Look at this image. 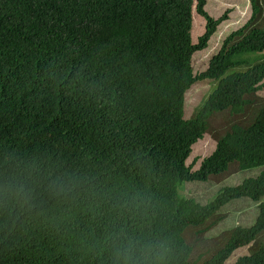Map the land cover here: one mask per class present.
<instances>
[{
    "label": "trees",
    "instance_id": "16d2710c",
    "mask_svg": "<svg viewBox=\"0 0 264 264\" xmlns=\"http://www.w3.org/2000/svg\"><path fill=\"white\" fill-rule=\"evenodd\" d=\"M208 1L0 0V264H225L243 248L233 264H264V170L204 205L179 195L264 167V0L194 72L230 13ZM206 133L216 147L192 171ZM241 198L254 223L207 248Z\"/></svg>",
    "mask_w": 264,
    "mask_h": 264
},
{
    "label": "rangeland",
    "instance_id": "374dc122",
    "mask_svg": "<svg viewBox=\"0 0 264 264\" xmlns=\"http://www.w3.org/2000/svg\"><path fill=\"white\" fill-rule=\"evenodd\" d=\"M209 8H213L217 15L222 14L226 9H230L228 20L223 22L219 32L212 36L208 46L201 52L194 54L192 58V67L194 72L203 71L210 57L217 51L220 46L221 36L227 35L232 29L243 24L249 16L248 3L246 0H209ZM258 56V55H256ZM251 58L250 56H245ZM216 82L206 80L193 84L184 96V118L188 119L202 104L209 92L213 89ZM260 97L264 98V88L259 92ZM227 114L215 115L210 123V129L214 132L221 129V126L227 121ZM216 142L210 133L203 135L193 146L189 158L186 160L187 165L192 166V171L199 168L201 161L208 157L215 149ZM264 170V167L249 169L231 174L221 183L215 181L209 182H190L185 183L179 190V195L185 199H194L199 204H207L217 195L218 191L225 186H235L242 180L249 177H256ZM264 200V199H263ZM226 214V219L220 222L205 235V244L207 248L217 247L220 235L226 230L237 226H250L256 220L258 214V202H252L248 198L233 200L228 203L219 212ZM247 254V248L238 249L225 264H233L237 257Z\"/></svg>",
    "mask_w": 264,
    "mask_h": 264
}]
</instances>
